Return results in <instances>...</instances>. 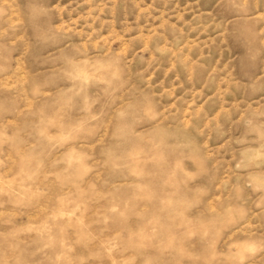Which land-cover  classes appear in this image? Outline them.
<instances>
[{
    "label": "rangeland",
    "instance_id": "374dc122",
    "mask_svg": "<svg viewBox=\"0 0 264 264\" xmlns=\"http://www.w3.org/2000/svg\"><path fill=\"white\" fill-rule=\"evenodd\" d=\"M0 264H264V0H0Z\"/></svg>",
    "mask_w": 264,
    "mask_h": 264
}]
</instances>
